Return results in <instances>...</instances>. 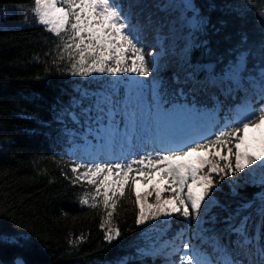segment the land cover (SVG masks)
Instances as JSON below:
<instances>
[{"label":"snow or ice","instance_id":"1","mask_svg":"<svg viewBox=\"0 0 264 264\" xmlns=\"http://www.w3.org/2000/svg\"><path fill=\"white\" fill-rule=\"evenodd\" d=\"M252 7L251 0H34L36 22L59 40L60 59L68 54L67 71L92 82L77 85L67 102L58 97L53 111L108 150L69 165L72 184L94 189L80 204L102 209L104 241L121 236L113 221L122 199L132 201L136 225H168L175 215L191 228L163 244L133 243L130 255L111 264L156 257L175 264L176 253H183L180 264H264V11L250 22ZM149 25L158 48L146 54ZM154 129L171 134L152 139ZM138 139H152L153 152L111 155ZM221 181L234 197L245 187L258 191L235 207L219 204L213 193ZM31 245L27 232L0 227V256ZM10 264L27 261L17 251Z\"/></svg>","mask_w":264,"mask_h":264},{"label":"trees","instance_id":"2","mask_svg":"<svg viewBox=\"0 0 264 264\" xmlns=\"http://www.w3.org/2000/svg\"><path fill=\"white\" fill-rule=\"evenodd\" d=\"M251 4L250 22L256 19L258 11H264L262 0H251ZM33 5L34 0H0V9L13 11L6 16L13 20L10 27H0V227L8 233L25 231L32 240L30 249H8L0 261L10 264L20 251L27 264H111L117 257L130 255L134 251L132 244L145 242L149 233L153 235L146 239L158 244L172 240L187 228L182 217L174 215L168 225L160 220L136 225L132 201L122 199L113 221L121 236L108 243L99 227L102 209L80 204L85 193L94 189L84 182L72 184L69 165L92 162L93 157H104V151L96 146L94 133L81 132L70 117L61 124L53 105L58 97L67 102V93L77 85L88 86L92 82L73 77L67 71L68 54L60 59L59 40L36 22ZM143 42L146 54L158 48L151 25L144 31ZM194 55L199 56V51ZM172 71L169 69L163 75L171 77ZM220 116L226 119L227 114L220 112ZM224 122L222 119L221 123ZM72 136L75 141L70 143ZM220 151L227 154L224 149ZM216 189V201L232 207L240 197L251 198L258 191L245 187L238 189L239 196L234 197L231 187L223 181ZM149 199L152 201L153 197ZM214 211L226 214L218 207ZM190 231L187 228L185 235ZM82 235L85 239L78 240ZM71 240L78 243L70 244ZM181 255L176 253L171 260L180 264ZM131 264L140 261L132 260ZM144 264L164 262L156 257L148 258Z\"/></svg>","mask_w":264,"mask_h":264},{"label":"rangeland","instance_id":"3","mask_svg":"<svg viewBox=\"0 0 264 264\" xmlns=\"http://www.w3.org/2000/svg\"><path fill=\"white\" fill-rule=\"evenodd\" d=\"M11 13H13L12 10H8L6 8L0 9V18H1L0 19V27H10L13 20L8 19L6 16L11 14ZM3 18H5V19H3ZM174 131H175V134H177V135L183 134L185 132L184 129L178 130V128L175 129ZM150 135H151L152 139H158V138H163V137L167 136L162 130L157 131L155 129L152 131V133ZM152 139H143V140L138 139L134 146L124 145L123 147H125L127 149L126 152L122 153L119 151L115 156H122V157L127 158L129 156L128 153L131 152V150L137 151L139 149L147 150L148 152H153ZM123 147L117 146L115 151H118L120 148H123ZM138 187L142 188L143 186L138 185ZM150 202H151V200H150ZM152 235L153 234L149 233L146 235V238H148V237L150 238ZM146 238H145V240L148 241L149 243L152 241L150 239L147 240Z\"/></svg>","mask_w":264,"mask_h":264}]
</instances>
